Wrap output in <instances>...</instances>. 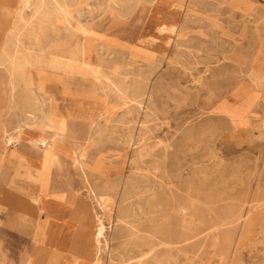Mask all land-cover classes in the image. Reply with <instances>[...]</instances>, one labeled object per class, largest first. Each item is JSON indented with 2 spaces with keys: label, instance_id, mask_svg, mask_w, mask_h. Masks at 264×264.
<instances>
[{
  "label": "rangeland",
  "instance_id": "1",
  "mask_svg": "<svg viewBox=\"0 0 264 264\" xmlns=\"http://www.w3.org/2000/svg\"><path fill=\"white\" fill-rule=\"evenodd\" d=\"M46 1L30 0L25 22L15 26L16 46L3 67L16 69V88L7 90L2 110L7 117L29 114L25 130L49 131L54 189L74 193L91 208V223L101 218L110 226L100 244L101 263L264 264V101L261 115L249 117L240 106L229 109L225 98L212 109L244 78L264 82L245 70L264 0H168L173 10L148 34L152 38L143 36L155 0ZM67 25L81 36L84 60L96 66V76L33 68L50 36L71 39ZM67 120L75 125L62 135ZM16 158L3 162L0 218L13 212L16 196L27 202L35 190L21 168L32 158L21 151ZM132 180L143 197L127 198ZM25 206L33 219L23 231L36 234V214ZM131 207L136 216L128 217ZM25 238L8 234L0 250L5 264L37 258L22 250ZM152 247L148 258L137 260Z\"/></svg>",
  "mask_w": 264,
  "mask_h": 264
},
{
  "label": "crops",
  "instance_id": "2",
  "mask_svg": "<svg viewBox=\"0 0 264 264\" xmlns=\"http://www.w3.org/2000/svg\"><path fill=\"white\" fill-rule=\"evenodd\" d=\"M167 1L162 0L159 3L153 4L146 20L149 31H146V35L143 37L149 38L150 35L148 34L155 33L156 27L159 24L167 22L168 13L173 10ZM21 5L22 3L19 0H0V58L5 59V57H2L4 45L16 37L15 31H13L15 27L13 16ZM260 5L258 9H262L263 14L258 28L259 37L245 65V70L246 73L252 70L254 73L264 77V2H260ZM180 11L182 12L181 8ZM183 17L182 13L177 15L176 21H179L180 26L183 24ZM8 75L6 68L0 67V139L3 138L7 128L10 131L18 122L29 117V114L26 116L19 114L17 117H7L4 114L2 107L6 106V102L8 101L7 90H10ZM51 87L53 89L54 85ZM224 98L231 106H240V110L244 109L245 113H243V116L249 117L250 114L254 116V113L261 115L262 110L260 106L264 101V82L256 85L248 77L244 78L237 86L229 88L224 93L222 100L221 98L216 99L212 109L223 101ZM218 112L225 116L224 112ZM32 119L29 118L27 121H32ZM68 122L75 125L70 120ZM246 128L245 126H239L237 130H247ZM24 133L25 140L23 143L20 144L18 142L17 144H10L9 146L11 147L8 146L7 151L3 153V162L6 160V156L9 160H17L16 156L20 151L25 155H29L32 159L28 158L29 162L21 168L25 169L27 180L32 183L30 185L35 187V190L34 193H31L30 200H27V202L22 196H16L19 200H14L15 206H13V212L8 215L6 213L5 216L0 218L2 220V223H0V250L2 249L1 246L5 245L8 234L21 238L24 236L28 245L27 247H23L22 250H29L38 254L36 259L34 257H27L25 259L26 264H92L97 222L96 219H94L95 224L90 222V218L93 216L91 208L84 204L80 205L75 200L77 196L74 193L54 189L59 184H57L56 179L50 177L48 172L50 160L46 154H48L49 148L39 151L32 145L34 138L49 134V131H45L39 127H32L26 129ZM48 139L51 140L49 137ZM3 167L0 169L1 171L5 170V167L4 169ZM3 181L13 183L15 180L3 179ZM33 202L39 206L37 207ZM27 203L30 204V209L25 206L28 212L31 210L32 215L33 212L36 214L34 216L37 228L36 234L29 235V233L23 231L26 221L28 222L33 219L32 217L29 219L25 216L26 214L23 209ZM76 260L78 261L76 262ZM0 264H5L1 251Z\"/></svg>",
  "mask_w": 264,
  "mask_h": 264
},
{
  "label": "bare ground",
  "instance_id": "3",
  "mask_svg": "<svg viewBox=\"0 0 264 264\" xmlns=\"http://www.w3.org/2000/svg\"><path fill=\"white\" fill-rule=\"evenodd\" d=\"M30 0H20V2L23 4V9L21 6V9L18 10V12H16V14L13 16V24L16 26L19 21H22L24 18V9L27 7V4L29 3ZM39 1V0H38ZM46 1V0H45ZM48 1V0H47ZM46 1V2H47ZM53 1V0H52ZM56 1V0H55ZM63 1V0H62ZM161 0H155L153 3L157 2L159 3ZM31 3V2H30ZM41 3H43L41 1ZM54 4V3H53ZM42 5V4H41ZM112 5V4H111ZM26 6V7H25ZM40 6V5H39ZM49 6V5H48ZM51 6V5H50ZM53 6V5H52ZM51 6V7H52ZM34 7V6H33ZM32 7V8H33ZM42 7V6H41ZM44 7V6H43ZM50 7V8H51ZM29 8V7H28ZM175 11L177 10L176 6H174ZM179 8V7H178ZM182 8V7H180ZM39 9V8H38ZM56 10V9H55ZM70 10V9H69ZM80 10V9H79ZM40 11V10H39ZM44 11V10H43ZM56 12V11H55ZM59 12V10H58ZM79 12V11H78ZM177 12V11H176ZM175 12V13H176ZM36 13V12H35ZM69 13V12H68ZM75 13V12H74ZM73 13V14H74ZM40 14V13H39ZM55 14V13H52ZM60 14V13H59ZM58 14V15H59ZM72 14V17H73ZM36 16H38L37 14H35ZM43 15V14H42ZM57 15V16H58ZM61 15V14H60ZM178 15V14H177ZM49 16V15H48ZM66 17V16H65ZM48 18V17H47ZM47 18L45 19L47 21ZM177 18V16H176ZM40 19V18H39ZM54 19V18H53ZM44 20V18H43ZM24 21V20H23ZM22 21V22H23ZM31 21V19H30ZM35 21V20H34ZM38 21V20H37ZM56 21V20H55ZM54 21V22H55ZM59 21V20H58ZM25 22V21H24ZM45 22V21H43ZM50 22V21H49ZM52 22V20H51ZM27 23V22H26ZM25 23V24H26ZM72 23V22H71ZM30 24V23H29ZM54 24V23H53ZM59 24V23H56ZM45 25V24H44ZM65 25V24H64ZM42 26V25H41ZM63 26V25H62ZM81 26V25H79ZM55 28V27H54ZM48 29V28H47ZM50 29V28H49ZM13 31H15V27L13 28ZM40 31V30H39ZM42 31V30H41ZM46 31V30H45ZM64 31L68 34H70L71 39L68 40H62V39H55L53 36L49 37V42L48 44L45 45V47L38 51V54H40V56L38 55V57H36V60H34L33 62V68H46L55 72H59V73H65V74H74L77 70H81L83 72L84 76H96V73L98 72L97 69L95 68L96 66L92 65V64H88L85 62L84 58H85V47L82 41L81 36L79 35V33H77L75 30L71 29V26L67 25L66 28L64 29ZM166 32V31H165ZM169 32V31H168ZM171 32V31H170ZM172 33V32H171ZM79 35V37L76 39L74 36L75 35ZM55 36V35H54ZM41 37V36H40ZM73 37L75 38V40L73 39ZM20 39V38H19ZM15 44V41L13 43V41L7 42L4 47H3V51H2V57L4 58H0V67L3 68L4 63L6 62V60L8 59L7 57L9 55H11L12 51L14 50L13 47ZM100 49V48H99ZM103 50V49H102ZM104 51V50H103ZM40 52V53H39ZM48 52H53V54L51 56H47L46 53ZM105 52V51H104ZM103 53V52H102ZM259 55V54H258ZM113 57V56H112ZM115 57V56H114ZM7 58V59H6ZM10 58V56H9ZM144 58V57H143ZM24 59V58H23ZM110 59H112L110 57ZM257 59V58H256ZM255 59V60H256ZM10 61V60H9ZM255 62V61H254ZM253 63V62H252ZM255 64V63H253ZM109 66V65H108ZM114 66V65H113ZM123 66V65H122ZM22 67V66H21ZM107 68V67H106ZM23 69V68H22ZM6 71L8 72V84L10 86V88L13 89L16 88V83L14 81V75L16 73V69L15 68H9L6 69ZM123 71V70H122ZM121 71V72H122ZM100 72V71H99ZM101 74V73H100ZM118 73L115 74V76ZM102 76V75H101ZM121 76V75H120ZM98 77V76H97ZM107 77V76H105ZM102 78V77H100ZM110 78V77H109ZM101 80V79H100ZM99 82V81H98ZM103 81H100V83ZM114 83V81H113ZM99 84V83H98ZM35 90V88H34ZM120 90V89H119ZM141 90V89H140ZM29 91V90H28ZM133 91V90H131ZM137 91V90H135ZM108 92V91H107ZM32 93V92H30ZM112 94V91L110 92ZM135 93V92H134ZM102 94V93H101ZM109 94V93H108ZM116 94V93H115ZM114 94V95H115ZM119 94V93H118ZM24 95V94H23ZM28 95V94H27ZM34 95V93H33ZM110 95V94H109ZM124 94H121V96ZM12 97V95H10ZM126 96V95H125ZM128 96V95H127ZM120 97V96H119ZM33 98V97H32ZM126 98V97H125ZM129 98V97H128ZM34 99V98H33ZM39 99V98H38ZM132 100V99H131ZM135 100V99H134ZM132 100V101H134ZM30 101V100H28ZM32 103V102H31ZM38 103V102H37ZM228 104V108L229 109H234L237 110L239 108L238 107H233L231 106L230 103H226ZM233 104V103H232ZM34 106V105H33ZM225 106V105H224ZM36 107V106H34ZM41 107V106H40ZM132 107V106H131ZM131 109V108H130ZM140 110V108H139ZM43 111V110H42ZM128 112V111H127ZM133 112V111H132ZM37 115V114H35ZM39 115V114H38ZM45 115V114H44ZM32 117V116H31ZM35 117V116H33ZM28 119V118H27ZM27 121V120H26ZM25 120L18 122V124L12 128V130H8V128L5 130L3 138L0 139V169H2L3 167V158L4 155L3 153L7 151V148L10 144H17L18 142L21 144L23 143V141L25 140L24 138V128L27 125V122ZM44 121V120H43ZM69 120L65 121L66 126H63L62 128H60L58 131L59 133H61L62 135H69ZM98 123V122H97ZM41 125V123H40ZM94 127V126H93ZM133 136V135H132ZM30 140V139H29ZM51 140L48 139V137L46 135H40L39 137L34 138V140L32 141V145L38 149L39 151L44 150L49 148ZM53 143V142H52ZM78 149V148H77ZM47 155V154H46ZM75 156V155H74ZM45 159V158H44ZM81 160V159H80ZM88 161V160H87ZM76 162V161H75ZM78 162V161H77ZM81 162V161H80ZM89 162V161H88ZM44 164V163H43ZM82 165V164H81ZM51 171V170H50ZM1 172V170H0ZM86 174V173H85ZM87 177V176H86ZM89 178V177H88ZM157 178V177H156ZM87 179V178H86ZM88 180V179H87ZM90 181V180H89ZM128 181V180H127ZM129 182V181H128ZM92 186V185H91ZM92 189V188H91ZM170 193L172 195V201L173 203L176 204V196H175V184L170 185ZM164 191V190H163ZM162 192V189H161ZM142 192H140L138 186L135 185V181H131V184L128 185V187L126 188L125 194L127 195V198L129 199H133L136 196H140L143 197V195L141 194ZM154 193H157V191H154ZM162 197L160 195H158L157 197V201H161ZM135 200V199H134ZM34 205H37L35 202H33ZM39 205H37L38 207ZM174 208H177V206L175 205ZM108 209V208H107ZM134 209L135 212V208L131 207V209L129 210V214L128 217H133L136 216V213H132L131 210ZM179 210H181V208H177ZM183 209V208H182ZM107 214V213H106ZM135 220V219H133ZM114 223V222H113ZM134 225V224H133ZM131 226L132 231L136 230L135 225ZM116 226V225H115ZM108 226L105 221L103 219L100 218L99 223L97 224L96 230H95V243H94V259H93V264H102L101 263V259H100V244L102 242L103 239L106 238V233L108 231ZM116 228V227H115ZM114 228V229H115ZM119 229V226L117 227ZM132 234H135L134 232H132ZM130 235V233L128 234ZM138 235V234H137ZM153 237V236H152ZM109 238V237H108ZM131 243V242H130ZM137 243V242H136ZM108 244V243H107ZM135 246V245H134ZM96 248V250H95ZM155 248L152 247L146 251H142V253L139 255V260H144L145 258H148L151 253L153 252ZM141 251V250H140ZM26 258V257H25ZM79 260V259H78ZM76 260V262L78 261ZM140 261V262H141ZM136 262V261H135ZM147 262V261H146ZM138 264V263H137Z\"/></svg>",
  "mask_w": 264,
  "mask_h": 264
}]
</instances>
